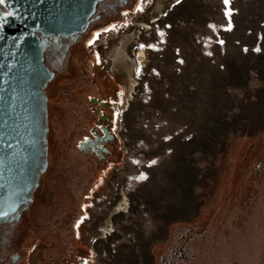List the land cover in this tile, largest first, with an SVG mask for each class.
<instances>
[{
  "label": "rangeland",
  "instance_id": "1",
  "mask_svg": "<svg viewBox=\"0 0 264 264\" xmlns=\"http://www.w3.org/2000/svg\"><path fill=\"white\" fill-rule=\"evenodd\" d=\"M132 22L91 38L83 100L115 107L99 115L116 142L92 160L76 208L57 191L75 252L88 264H264V0H141ZM61 132L50 117L51 165Z\"/></svg>",
  "mask_w": 264,
  "mask_h": 264
},
{
  "label": "flooded vegetation",
  "instance_id": "2",
  "mask_svg": "<svg viewBox=\"0 0 264 264\" xmlns=\"http://www.w3.org/2000/svg\"><path fill=\"white\" fill-rule=\"evenodd\" d=\"M140 1L99 0L81 33L59 37H43L36 33L39 41L44 43L43 64L53 75L42 91L47 98V128L50 117H53L62 130L61 139L66 138L63 144H68L70 150L97 163L107 162L113 156L116 142L112 115H99V112L115 111V107L97 98H88L87 104H84V95L93 82L86 71L89 49L94 40L91 38L122 25V22L125 26L133 24V15ZM5 12L8 9L4 4L0 5V20L5 17ZM117 52L114 49L112 51L114 65L123 62L122 53L116 55ZM49 97H53L51 108ZM89 117L97 118L90 124ZM61 139L57 148L61 145ZM56 154L58 159L60 153L57 151ZM52 171L63 172L60 168ZM38 179L31 194V203L12 216L9 222L0 223V264H88L86 255L75 252L74 233L64 231L70 224L63 225L62 218L57 216V191L46 192L49 185L38 183ZM39 196L43 199L38 205ZM49 196L53 197L51 201L46 198ZM114 209L109 218L118 213H114ZM109 218L105 221L106 226L110 224ZM100 231L102 236L110 233L107 228H101ZM180 252H175L171 258L181 259Z\"/></svg>",
  "mask_w": 264,
  "mask_h": 264
},
{
  "label": "water",
  "instance_id": "3",
  "mask_svg": "<svg viewBox=\"0 0 264 264\" xmlns=\"http://www.w3.org/2000/svg\"><path fill=\"white\" fill-rule=\"evenodd\" d=\"M99 0H5L0 24V223L32 201L48 168L47 98L53 75L36 36L81 33Z\"/></svg>",
  "mask_w": 264,
  "mask_h": 264
},
{
  "label": "trees",
  "instance_id": "4",
  "mask_svg": "<svg viewBox=\"0 0 264 264\" xmlns=\"http://www.w3.org/2000/svg\"><path fill=\"white\" fill-rule=\"evenodd\" d=\"M46 139L48 146V171L39 176L38 183L49 185L46 192L52 193L55 190L58 192H67L68 190V192L65 193L70 197L67 207L76 208V202L78 201L77 196L80 195V192L85 191L86 186L89 184L91 179L93 162L86 156H83L78 152H74V150H70L68 148V144H63L66 143V138H63L61 139L62 141L60 147H58L59 149L56 150V152L58 151L60 155L58 159H56V162L51 165L49 131L46 134ZM54 168H60L63 172L55 173L52 171ZM39 190L42 191V189ZM46 198L51 201L53 197L49 196Z\"/></svg>",
  "mask_w": 264,
  "mask_h": 264
},
{
  "label": "bare ground",
  "instance_id": "5",
  "mask_svg": "<svg viewBox=\"0 0 264 264\" xmlns=\"http://www.w3.org/2000/svg\"><path fill=\"white\" fill-rule=\"evenodd\" d=\"M115 53H116V52H115ZM119 54H120V52L118 51L116 55H119ZM140 58H141V61L144 60V54H143V52L140 53ZM117 61H118V59H117ZM133 66H134V65H133ZM131 68H132V67H131ZM129 72H130V71H129ZM122 209H123V208H122ZM122 209H121L120 207H118V208L114 209V213L121 212Z\"/></svg>",
  "mask_w": 264,
  "mask_h": 264
},
{
  "label": "snow or ice",
  "instance_id": "6",
  "mask_svg": "<svg viewBox=\"0 0 264 264\" xmlns=\"http://www.w3.org/2000/svg\"><path fill=\"white\" fill-rule=\"evenodd\" d=\"M5 3V0H0V5H2V4H4ZM11 15H13V13H11V12H5L4 13V16L5 17H7V16H11Z\"/></svg>",
  "mask_w": 264,
  "mask_h": 264
}]
</instances>
